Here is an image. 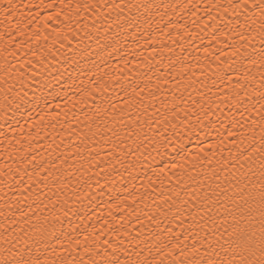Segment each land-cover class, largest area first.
Returning a JSON list of instances; mask_svg holds the SVG:
<instances>
[{"label": "bare ground", "instance_id": "bare-ground-1", "mask_svg": "<svg viewBox=\"0 0 264 264\" xmlns=\"http://www.w3.org/2000/svg\"><path fill=\"white\" fill-rule=\"evenodd\" d=\"M11 2L0 264H207L213 225L175 210L221 160L259 163V0Z\"/></svg>", "mask_w": 264, "mask_h": 264}, {"label": "snow or ice", "instance_id": "snow-or-ice-1", "mask_svg": "<svg viewBox=\"0 0 264 264\" xmlns=\"http://www.w3.org/2000/svg\"><path fill=\"white\" fill-rule=\"evenodd\" d=\"M0 7L7 17L14 14L17 6L11 0H0ZM257 9L264 21V0L252 5L253 11ZM255 151L260 152L258 164L256 158L240 152L236 157L239 167L221 160L220 167L210 168L203 179L197 180L196 187L184 193L186 199L175 210L181 216L187 212L193 226L201 230L208 224L213 225L201 241L212 249L207 264H264V148ZM241 157L251 162L240 163ZM229 168L235 170L229 171ZM197 216L204 223H199ZM217 223L220 227H215ZM2 264L8 262L5 260ZM15 264L28 262L20 259Z\"/></svg>", "mask_w": 264, "mask_h": 264}]
</instances>
